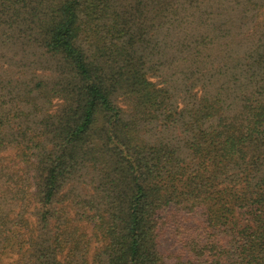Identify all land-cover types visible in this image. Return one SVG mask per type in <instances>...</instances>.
Masks as SVG:
<instances>
[{
  "label": "trees",
  "instance_id": "16d2710c",
  "mask_svg": "<svg viewBox=\"0 0 264 264\" xmlns=\"http://www.w3.org/2000/svg\"><path fill=\"white\" fill-rule=\"evenodd\" d=\"M175 1L0 0V264H264V0L182 107L147 52Z\"/></svg>",
  "mask_w": 264,
  "mask_h": 264
},
{
  "label": "rangeland",
  "instance_id": "374dc122",
  "mask_svg": "<svg viewBox=\"0 0 264 264\" xmlns=\"http://www.w3.org/2000/svg\"><path fill=\"white\" fill-rule=\"evenodd\" d=\"M241 1L210 0L208 3L207 0L175 1L168 22L157 33L147 50L150 63L159 60L163 62L158 70H164L165 77L159 76L161 73L157 72L151 76L163 82L172 92L174 105L182 107L192 102L193 94L198 95L206 84L204 74L215 72L216 68L231 71L235 59L243 58L255 46L256 36L253 30L259 18L256 17L258 14L253 15L254 12L251 11L257 9V6L248 4L242 7ZM245 8L249 11H243ZM195 32L203 33V37L196 40L200 44L199 56H194L198 58L197 63L192 62V55L191 57L188 55L195 44L192 37ZM156 43L161 46L162 58H155L154 53L152 54L151 47L155 48ZM157 128H161L159 124ZM163 129L156 135L173 144L179 143L181 134L178 131ZM13 152V147H8L0 154V162L3 159L5 163H9ZM17 168L14 164L9 171ZM82 180L78 183L79 187L82 182L85 183V178ZM86 231L89 232V228ZM164 238L161 240V248L165 250L168 242Z\"/></svg>",
  "mask_w": 264,
  "mask_h": 264
}]
</instances>
